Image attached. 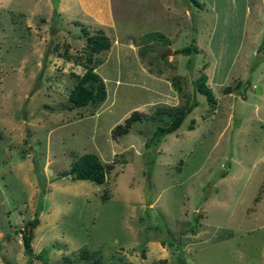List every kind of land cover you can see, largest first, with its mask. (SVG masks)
Listing matches in <instances>:
<instances>
[{"label":"rangeland","instance_id":"obj_1","mask_svg":"<svg viewBox=\"0 0 264 264\" xmlns=\"http://www.w3.org/2000/svg\"><path fill=\"white\" fill-rule=\"evenodd\" d=\"M226 1L217 0L221 13ZM111 6L112 26L87 14L111 18ZM209 15L194 8L199 25ZM187 24L167 31L163 0H0V264H77L83 249L99 250L104 264H264V128L223 86L211 84V103L193 84L207 64L221 82L248 31ZM82 26L112 42L92 64L107 96L69 109L86 69ZM155 31L173 43L143 40ZM254 33L259 49L264 31ZM197 40L201 51L173 56ZM231 82L235 95L245 86ZM173 89L177 105H197L156 149L145 142L163 124L157 116L112 137L134 110L149 117L171 106ZM84 153L112 163L104 183L60 176ZM37 210L30 256L21 234Z\"/></svg>","mask_w":264,"mask_h":264},{"label":"trees","instance_id":"obj_2","mask_svg":"<svg viewBox=\"0 0 264 264\" xmlns=\"http://www.w3.org/2000/svg\"><path fill=\"white\" fill-rule=\"evenodd\" d=\"M83 32V38L86 42V47L88 50L87 62L85 63V71L81 75H76V82L68 95V108L74 107H83L89 104H95L105 100L107 96L106 86L104 80L96 72V59H93V56L100 54L103 51H108L112 45L110 38L103 32V30H98L95 33H90L84 26L81 27ZM143 40H154L157 38H163L166 46L170 45V40L164 34L160 32H149L143 35ZM199 49L193 42L185 47L175 49L174 54L182 53L189 55L191 53H198ZM102 62V60H100ZM99 59L97 64L100 63ZM179 76L172 78V86L178 92L182 93V88L178 82ZM207 77L205 74L198 77L193 81L195 90L206 96L207 101L211 103L214 102L213 92L209 85L207 84ZM236 86H238L236 84ZM225 91H229V87L224 88ZM197 105V102L186 101L183 105H171V106H158L154 114L147 117L145 114L134 110L126 119L124 123L117 124L111 130V135L113 138L119 137L122 134H125L129 131L131 125L135 121H140L142 118H155L156 116L159 120H163V124L157 125L151 133L148 141L145 142V146H154L155 149L160 144L162 138L175 131L183 122L187 114L191 112L194 106ZM190 129H193V125L189 126ZM112 163L104 164L99 159L98 155L95 153H84L71 164L68 170L63 171L61 177H70L73 180H89L96 184H102L107 180V175L110 170H112ZM225 176V173L222 174ZM108 196H105V199ZM40 210V209H39ZM39 210L36 211V215L32 221L27 222L24 231L21 234L22 244L24 251L27 255L32 256L33 250L31 246V240L33 237V229L39 224L38 214ZM30 224V232H28L27 225ZM102 255L99 250L88 251L83 249L80 252V256L77 259V264H104L102 262Z\"/></svg>","mask_w":264,"mask_h":264},{"label":"crops","instance_id":"obj_3","mask_svg":"<svg viewBox=\"0 0 264 264\" xmlns=\"http://www.w3.org/2000/svg\"><path fill=\"white\" fill-rule=\"evenodd\" d=\"M188 3H190L191 6L183 10V8H185V6L183 7L185 3L180 5L177 0H163V20L171 24L170 29L167 31L177 33V31L182 29V24L185 21L188 22L187 25L191 26L193 31H210L211 29H216L217 31L218 28L223 31H248L244 42L243 39H241L237 48L238 52L242 47V53L232 59L229 69L226 70V74L222 81L216 83L217 80L214 77V68L211 67V75L207 73V70L210 69V64L206 65L207 68L205 74L207 80H209L208 78H211V83H207L209 87L213 83L223 86L224 89L225 87L230 86L226 85L229 79H231L232 85H238L234 88L238 89V91L241 89V85H245L238 93H236V95V90H232L234 86L232 88L230 87L229 91L222 90L223 97L232 99L231 104L234 109L236 105L233 104V99L234 101L241 99L245 104L248 103L251 106L250 111L252 112L253 118L259 121L261 123V127L264 128V57L258 53V34L254 33V31H264V0H227L225 2L227 9L223 10L222 13L217 8V0H186V4ZM235 3H239L240 5V7H238V13H234L233 10ZM207 6L212 12H214V15H209L206 22L199 25L193 18L194 8L203 11L208 10ZM223 7H225V5ZM109 10L108 13H111V18L106 16V19L104 20L100 19L96 14L94 15L90 12L87 14L99 21V25L110 24V26H112V19H114L112 6ZM176 16H178V18ZM189 21H191V23H189ZM194 24L198 25V30L194 28ZM199 35L200 34H197L196 39H199ZM170 37H173V35H170ZM170 37L168 38L170 42L173 43V40ZM194 42L199 51H201L200 46L197 44L198 40ZM175 49L172 48V50ZM173 56L176 57V54ZM234 66L236 67V70L231 73L230 69ZM227 77L228 80H226ZM254 78H256V83L258 85L252 84V80H254ZM173 92L174 93L172 94L170 93V97L173 100V104L171 105H177V92L174 89ZM163 104H165V102H163ZM243 112L245 111L242 110L241 113ZM262 139L264 140V134L262 135Z\"/></svg>","mask_w":264,"mask_h":264},{"label":"water","instance_id":"obj_4","mask_svg":"<svg viewBox=\"0 0 264 264\" xmlns=\"http://www.w3.org/2000/svg\"><path fill=\"white\" fill-rule=\"evenodd\" d=\"M168 52H171V49H167ZM258 52L262 55H264V41L263 43L260 45L259 49H258ZM166 55V53L163 54V56ZM28 232H30V224H28Z\"/></svg>","mask_w":264,"mask_h":264}]
</instances>
